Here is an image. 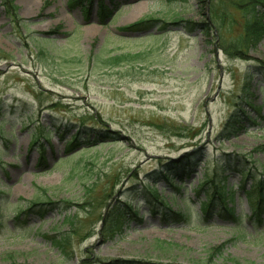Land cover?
I'll return each instance as SVG.
<instances>
[{
    "label": "rangeland",
    "instance_id": "rangeland-1",
    "mask_svg": "<svg viewBox=\"0 0 264 264\" xmlns=\"http://www.w3.org/2000/svg\"><path fill=\"white\" fill-rule=\"evenodd\" d=\"M243 4L0 0V264H211L207 252L217 246L224 249L215 264H264V216L253 218L244 192L264 181V39L244 58L236 54ZM101 6L112 11L104 21ZM147 17L193 29L122 30ZM124 54L141 57L110 66ZM247 95L261 114L245 107ZM238 108L249 114L244 132L222 136ZM40 131L52 136L33 146ZM114 132L120 141L103 138ZM75 134L81 144L66 155ZM187 155L201 158L198 172L173 189L159 174ZM242 171L250 173L243 190ZM206 172L227 178V192L233 187L234 215L219 201L202 211L206 198L195 186ZM153 186L166 208L151 203ZM37 200L59 206L15 220ZM121 212L122 228L108 232ZM53 236L67 238L66 253Z\"/></svg>",
    "mask_w": 264,
    "mask_h": 264
},
{
    "label": "trees",
    "instance_id": "trees-1",
    "mask_svg": "<svg viewBox=\"0 0 264 264\" xmlns=\"http://www.w3.org/2000/svg\"><path fill=\"white\" fill-rule=\"evenodd\" d=\"M205 3V1H203ZM202 2V3H203ZM207 2V1H206ZM9 8L8 9H13V11L16 12L15 8L13 7L11 2H8ZM244 16L246 18L245 21V26H244V33L233 43V48L236 51V54L244 58L245 54L255 47L259 42H261L264 39V2H261L260 0H244ZM11 7V8H10ZM86 12V11H85ZM101 19L104 21L105 18L111 17L112 16V11H109L103 6H101ZM182 23L188 24L189 29H193V23L188 22V21H173V22H166L164 20L154 18V17H147L129 27L123 28V31H137V30H142V29H149L150 27H154L155 25H160L161 28L164 30L165 28L169 26H178L181 25ZM202 30H206L203 25H201ZM200 28V29H201ZM191 31V30H190ZM207 31V30H206ZM228 47V46H227ZM229 51V50H228ZM230 52V51H229ZM244 55H241L243 54ZM141 57V54H136L135 56L130 55V54H124L120 56H115L111 57L108 61L110 66H118L122 64L125 61L129 60H136ZM251 80V77L249 78ZM247 90L249 89L248 87L246 88ZM249 91V90H248ZM245 103L247 108L254 109L256 112L261 114V108H255L252 107L250 103V97L247 95L245 97ZM249 114L248 111L243 108L242 110L238 108L236 112H233L230 114L227 122L224 124L223 127V133L221 134L222 136L230 137L234 135H239V133L244 132V124L249 121ZM0 125H3V123H0ZM254 125H256L254 123ZM87 131V130H86ZM88 133V131L86 132ZM61 135V132H60ZM52 136V132H46L44 133L43 131H40L39 133H34L32 135V144L33 146H36L38 141L40 139L44 140H49V138ZM63 138V137H62ZM103 138L110 139L113 142H118L121 139V136L119 133L114 132L110 134L109 136L106 135ZM81 137L80 134H75L73 135L70 140L66 143V155H70L73 153L81 144ZM88 143H93L88 141ZM92 148H84L83 152H88ZM40 151H43L40 149ZM191 155L185 156L182 160L180 161H170L167 164L163 165L162 171L159 174V178L163 179L169 187L171 188H176L177 186L175 185V181H186L191 179L195 173L198 172V168L200 166L201 158L200 157H194ZM44 160V156L42 155L41 161ZM65 161V160H62ZM229 169H233V166L229 164ZM217 171H215L216 173ZM215 173H209L206 172L203 176V182H199L197 186H195V194L200 195L204 194L205 195V203L201 204L202 211L204 214H209L212 208L215 206V202L219 201L222 204V211L231 216L234 215V209L230 207L229 205V199L234 197V192H233V187L229 189L227 192V178H222L216 181L214 179ZM242 180L241 184L237 186L240 189H245L246 185V180L250 176V173L247 171H242ZM235 187V186H234ZM264 181H259L258 183H254L250 190H244L245 195L247 197V201L253 205L255 208L253 210V218L256 219L258 223H261L263 221V216H264ZM148 194L149 199L151 203L154 205L158 204L159 206H162L164 208L167 207V203L164 202V200L161 198V196L158 195V191L156 189V186L148 187ZM255 202V205L252 203ZM55 206H59L58 204H52V203H40L37 201H33L30 203V207L27 210L21 211V213L16 216L15 220L18 221L20 218L28 217L29 215L36 213L39 214L40 217H45L46 212L42 211H37V208H46L49 209L50 207L53 208ZM129 212H131V215H137L136 213H132V204L127 205ZM36 210V211H35ZM171 213V210H169ZM152 212L155 214V207H152ZM164 215L165 217L172 218L173 214L171 215ZM178 215V214H177ZM128 215L124 212L116 214V216H112L109 219V229L108 232L114 231L113 229L116 227L122 228L124 224V220ZM182 217V216H180ZM184 219V218H183ZM67 222H70V217H66ZM250 221H252V217H250ZM48 239L55 245L57 249H59L61 252L66 253L68 245V240L66 237L63 236H53V237H48ZM162 244H166V242H161ZM224 249V246H217L211 248L207 254L209 256V263L215 264L214 259L217 255H222V251ZM165 250V246L163 251ZM167 252V250H165ZM113 264H163V263H155L151 261H146V260H129V261H117ZM171 264H178V263H171ZM202 264V263H201ZM225 264H238L237 261L232 260L227 261L225 260Z\"/></svg>",
    "mask_w": 264,
    "mask_h": 264
}]
</instances>
